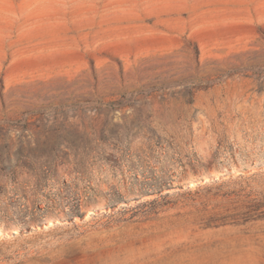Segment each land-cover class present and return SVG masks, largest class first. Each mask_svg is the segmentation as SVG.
I'll list each match as a JSON object with an SVG mask.
<instances>
[{
	"label": "rangeland",
	"instance_id": "1",
	"mask_svg": "<svg viewBox=\"0 0 264 264\" xmlns=\"http://www.w3.org/2000/svg\"><path fill=\"white\" fill-rule=\"evenodd\" d=\"M0 264H264V0H0Z\"/></svg>",
	"mask_w": 264,
	"mask_h": 264
}]
</instances>
